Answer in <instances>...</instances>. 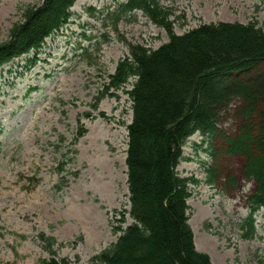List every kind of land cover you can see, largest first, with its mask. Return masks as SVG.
<instances>
[{
  "label": "rangeland",
  "instance_id": "obj_1",
  "mask_svg": "<svg viewBox=\"0 0 264 264\" xmlns=\"http://www.w3.org/2000/svg\"><path fill=\"white\" fill-rule=\"evenodd\" d=\"M40 1L0 0V42ZM124 1L75 0L68 23L37 53L0 68V264H41L51 257L93 264L133 221L125 163L132 102L125 90L134 77L117 90L105 89L128 53L127 42L155 49L168 37L139 10L114 27L106 13ZM160 3L178 34L219 21H251L264 32V0ZM217 128L210 138L190 135L176 166L179 175L193 178L187 204L194 245L212 264H264V207L251 216L248 230L254 180L223 140L237 128L232 110L219 112ZM210 141L214 156L204 150Z\"/></svg>",
  "mask_w": 264,
  "mask_h": 264
},
{
  "label": "trees",
  "instance_id": "obj_2",
  "mask_svg": "<svg viewBox=\"0 0 264 264\" xmlns=\"http://www.w3.org/2000/svg\"><path fill=\"white\" fill-rule=\"evenodd\" d=\"M74 2L41 0L27 7L23 19L0 42V68L37 53L46 37L68 23ZM86 9L96 17L94 8ZM138 10L163 27L168 39L155 49L127 42V55L108 76L105 90H117L134 77L125 90L132 102L125 163L127 213L133 221L93 256L92 263L212 264L196 249L188 223V185L193 178L179 175L176 166L186 139L194 132L212 137L219 131V112L232 110L237 128L223 140L227 152L241 157L244 176L254 180L245 222L253 230L251 216L264 207V32L251 21H219L178 34L160 0H125L106 15L115 27ZM232 101L236 104L230 108ZM204 150L215 155L211 141ZM206 170L211 183L213 169L209 165ZM41 264L68 261L51 257Z\"/></svg>",
  "mask_w": 264,
  "mask_h": 264
}]
</instances>
